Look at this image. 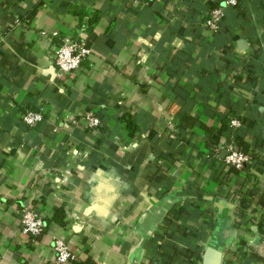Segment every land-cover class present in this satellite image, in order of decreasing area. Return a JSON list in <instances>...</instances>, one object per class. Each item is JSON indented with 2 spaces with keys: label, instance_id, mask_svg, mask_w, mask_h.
I'll return each mask as SVG.
<instances>
[{
  "label": "crops",
  "instance_id": "obj_1",
  "mask_svg": "<svg viewBox=\"0 0 264 264\" xmlns=\"http://www.w3.org/2000/svg\"><path fill=\"white\" fill-rule=\"evenodd\" d=\"M224 1L0 0V264H54L55 238L89 264H264V0ZM65 37L91 52L64 81ZM28 110L45 120L29 127ZM229 114L245 121V174L204 152ZM59 204L67 225L26 242L25 207Z\"/></svg>",
  "mask_w": 264,
  "mask_h": 264
},
{
  "label": "built area",
  "instance_id": "obj_2",
  "mask_svg": "<svg viewBox=\"0 0 264 264\" xmlns=\"http://www.w3.org/2000/svg\"><path fill=\"white\" fill-rule=\"evenodd\" d=\"M224 2L225 6H236L238 4V0H225ZM224 13L225 7L222 5L213 8L205 17V25L211 31L218 32ZM15 23L19 24L20 21L16 20ZM90 52L91 50L85 40L72 37L63 38L52 53L57 76L64 81L74 77L82 68V64ZM227 119L229 122L226 135L216 145L207 141L205 145L206 151L204 152L215 159H220L222 155L223 158L221 159L228 167L245 174L248 170V164L251 163V155L240 149L233 136V132L242 126L241 120L235 114L227 115ZM44 120L45 114L43 110H28L22 114V121L29 127H33ZM81 121L90 130H97L101 125V119L91 110L83 115ZM168 130L171 138L177 137L178 127L175 121L168 123ZM258 223L260 224V245L264 255V222L258 221ZM47 230V217L39 213L32 205L25 207L21 218V232L26 238V242L36 243L37 238ZM53 249L55 253L54 264H74L78 260L77 255L71 251L68 243L62 238H55Z\"/></svg>",
  "mask_w": 264,
  "mask_h": 264
},
{
  "label": "trees",
  "instance_id": "obj_3",
  "mask_svg": "<svg viewBox=\"0 0 264 264\" xmlns=\"http://www.w3.org/2000/svg\"><path fill=\"white\" fill-rule=\"evenodd\" d=\"M34 12L35 11H32L31 15L29 14L24 19V21L26 19L31 20L34 15ZM186 116H187L186 114H179V117L181 118V120L179 121V124H181V127H183V121L185 120ZM239 119L241 120L242 126L239 129H237L235 132H233V136L235 138V141L237 142V145L240 147L241 150H243L245 153L252 152L251 146L245 141V133L247 132L245 121L240 117ZM228 122L229 121L227 118L224 119L221 128H219L218 130L219 131L218 134H215L214 136L211 134V139L209 140L210 143H212L213 145H216L219 143L220 134L227 133ZM133 123H134L133 119L130 116L127 120V125H128V128L132 129L131 131L135 129L132 127ZM47 224H48V229L51 227V225H60V226L67 225V210L63 204L61 205L59 204L54 208L50 217L47 218ZM74 264H89V263H88V260H86L85 262L75 261Z\"/></svg>",
  "mask_w": 264,
  "mask_h": 264
},
{
  "label": "rangeland",
  "instance_id": "obj_4",
  "mask_svg": "<svg viewBox=\"0 0 264 264\" xmlns=\"http://www.w3.org/2000/svg\"><path fill=\"white\" fill-rule=\"evenodd\" d=\"M158 227V226H156ZM153 232H155V236L157 237V235H159V237H163V234L161 233L160 229L159 228H156ZM157 242H160L161 244L164 243L163 239L160 240V241H157ZM163 245V244H162ZM186 247L183 246V244H178V242L176 241H173V244H172V249L171 251H180V250H185ZM186 251H188V249H186ZM177 261H180L179 259H176ZM185 260V259H183Z\"/></svg>",
  "mask_w": 264,
  "mask_h": 264
}]
</instances>
